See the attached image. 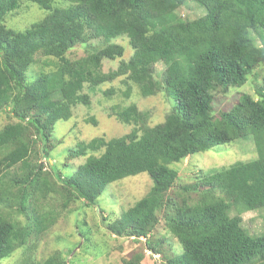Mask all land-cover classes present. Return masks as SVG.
<instances>
[{"label": "trees", "instance_id": "obj_1", "mask_svg": "<svg viewBox=\"0 0 264 264\" xmlns=\"http://www.w3.org/2000/svg\"><path fill=\"white\" fill-rule=\"evenodd\" d=\"M21 1L0 0V112L12 120L0 129V201L15 200L19 213L29 211L31 225L0 212V261L25 245L32 232L54 223L53 210L38 202L48 191L59 193L63 206L75 199L93 205L110 183L143 172L152 181L149 191L106 223L109 233L144 238L145 249L153 254L173 237L180 250L170 246V255L159 264H264V230L250 234L239 218L264 208V68L255 71L264 66V40L257 44L251 31L258 26L264 32V0H193L205 13L191 20L176 12L186 0H67L66 7L26 0L47 10L45 16L24 30L6 27L1 20ZM120 36L133 51L117 68L102 72L104 58L123 55L124 47L111 41ZM95 39L104 45L76 59L66 56L76 44ZM159 62L165 70L157 74ZM43 66L54 69L45 72ZM119 76L142 96L165 92L174 100L171 110L150 126L146 113L134 105L113 107L111 114L132 123V129L79 142L70 157L91 153L67 177L50 164L55 170L50 174L60 182L54 189L48 171L29 164L35 142L39 139L40 150L46 151L56 122L69 119L74 105L89 104V95L82 92L86 83L94 88ZM250 78L252 93L240 92L228 110L213 111L215 91L227 92ZM122 93L128 97L129 87ZM239 139L254 144L253 158L202 171L180 185L175 196L168 195L177 179L169 164ZM15 165L23 173L4 180ZM160 222L163 232L155 240ZM25 253L20 264L64 263L59 253L43 261Z\"/></svg>", "mask_w": 264, "mask_h": 264}, {"label": "rangeland", "instance_id": "obj_2", "mask_svg": "<svg viewBox=\"0 0 264 264\" xmlns=\"http://www.w3.org/2000/svg\"><path fill=\"white\" fill-rule=\"evenodd\" d=\"M51 4L53 7H66L69 2L67 0H51ZM176 12L180 17L191 20L203 15L205 9L193 0H186L176 9ZM46 13L47 10L40 8L37 4L23 0L15 11L4 16L1 23L14 30H24L33 22L42 19ZM251 31L255 42L262 44V40H264L263 30L256 26ZM111 41L121 44L124 47V53L121 57L102 60L101 71L105 73L117 68L120 61L127 60L133 51L125 37L120 36ZM103 45L98 42V39L84 44L78 43L67 51L66 56L76 59L99 49ZM43 60L45 58L42 57L41 62ZM34 68H37V64L30 69V72ZM43 68L45 72L54 69L44 66ZM262 68L264 66L260 65L255 71L259 73ZM164 70L165 67L162 63H156L157 74ZM251 80V78L248 79L240 87H230L227 92L215 91L212 103L213 111L228 110L237 102L240 92L252 93L254 83ZM128 87L130 94L125 97L122 92ZM111 89H113L112 94L106 95L105 93ZM82 92L89 95V104L74 105L71 117L67 120H58L53 126L51 134L49 133V139L45 143L47 150H40L41 141L37 139L34 152L29 158V164L32 168L36 164H41L42 169L48 171L46 177L54 189L59 187L60 182L53 174H50L53 171L50 164L55 167L56 172H59L61 177H67L91 153L89 151L84 156L70 157L69 151L77 149L79 142L88 141L98 136L107 139L118 137L132 129L134 126L132 123H122L116 119L115 115L111 114L113 107L134 105L139 111L146 113V124L152 126L164 120L174 103V100L163 91L142 96L139 89L131 81H125L123 76L106 81L94 88L88 87L86 83ZM9 117L7 112H0V129L7 122L12 121ZM34 136V134H30V138ZM99 153L96 152V154ZM255 155L254 144L251 141L241 139L221 144L216 150L192 153L180 162L169 164L171 168L176 170L177 179L173 190L169 191L168 195L175 196L180 191V185L191 182L202 171H210L236 161L248 160ZM1 156L2 152H0ZM18 167L15 165L9 170L7 169L8 172L4 173L6 174L4 180L17 178L23 173V170ZM29 170L30 168L26 171ZM151 185L152 181L147 173L142 172L127 176L110 183L93 205H87L83 200L75 199L63 206L62 196L55 191H48L44 198L38 199V202L47 209L53 210L54 223L46 231L32 232L28 235L25 245L17 247L9 256L2 259L0 264H20L26 257L25 251H30L28 257H31L33 261H43L52 254L59 253L64 260L63 264H126L127 261L134 259L137 255H141L137 264H159L164 257L170 255V246L174 247L175 251L180 250L173 237L168 236L160 246V253L153 254L145 249L144 238L136 240L133 237L115 236L109 233L106 228L107 222L116 218L121 211L143 197ZM17 207L18 203L15 200L11 204L0 201V212L8 214L12 219L20 221L24 225H31L29 211L19 213ZM230 214L236 213L232 211ZM239 218L243 227L250 234L259 235L264 230V208L242 212L239 214ZM161 226V222L157 224L152 236L153 239H161L160 235L163 232ZM29 231L33 230L29 228ZM82 233L88 237V240L84 239ZM30 245L31 248H29Z\"/></svg>", "mask_w": 264, "mask_h": 264}]
</instances>
